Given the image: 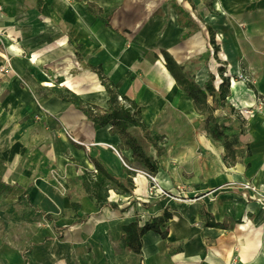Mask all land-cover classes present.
I'll list each match as a JSON object with an SVG mask.
<instances>
[{
    "label": "crops",
    "instance_id": "obj_1",
    "mask_svg": "<svg viewBox=\"0 0 264 264\" xmlns=\"http://www.w3.org/2000/svg\"><path fill=\"white\" fill-rule=\"evenodd\" d=\"M198 34L231 67L222 69L227 109L215 117L263 109L241 141H229V155L166 66L165 52L186 65ZM204 70L203 83L202 70L194 79L202 86L212 72ZM97 71L140 104L157 146L140 128L129 132L157 172L134 160L111 125L97 129L63 99L108 109ZM90 157L132 193L92 198L83 186L85 171L95 172ZM143 171L166 194L149 198ZM242 183L264 193V0H0V264H264V203ZM165 212L166 236L150 230L140 252L130 249L125 228Z\"/></svg>",
    "mask_w": 264,
    "mask_h": 264
},
{
    "label": "trees",
    "instance_id": "obj_2",
    "mask_svg": "<svg viewBox=\"0 0 264 264\" xmlns=\"http://www.w3.org/2000/svg\"><path fill=\"white\" fill-rule=\"evenodd\" d=\"M212 43L214 44V52L217 54L218 48L215 47L216 43L213 41ZM164 55L167 69L175 78L178 86L186 96L193 100L196 111L205 117L206 122L212 124V137L220 141L222 137L225 136V133L219 126L214 113L217 110L225 111L227 109L226 102L230 93V81L224 77V70L220 72L222 82L219 85L216 83V75L210 72L208 81L202 86L186 75L183 71V67L174 60L172 55L167 52H165ZM97 72L109 95L108 109L84 104L74 94L64 97L63 99L71 102L77 109L81 110L88 119L94 123L97 129L111 125L110 133L120 138L122 147L133 151L134 160L145 165V167L149 168L152 172H157L159 168L158 162L145 154L144 149L137 139L129 132L130 127H138L143 131L145 137L153 142L150 128L147 127L142 120V109L140 104L136 100H131L128 97H123V101H120L119 93L106 83L101 71ZM153 144L157 146L156 142H153ZM224 146L229 155V153L232 152V144L226 141ZM89 160L93 163L95 172L91 173L87 170L85 171L83 186L97 202H104L110 190H116L122 194L132 193L134 188L132 183L115 177L98 158L90 157ZM203 214L204 213H202V215ZM170 217L171 215L165 212L164 216L157 218L154 223L143 228H139L136 223L126 227L128 247L136 252H140L141 238L150 230L161 233L163 237L166 236L165 232H161L160 227L164 225L166 220ZM136 243L137 245L135 246Z\"/></svg>",
    "mask_w": 264,
    "mask_h": 264
},
{
    "label": "rangeland",
    "instance_id": "obj_3",
    "mask_svg": "<svg viewBox=\"0 0 264 264\" xmlns=\"http://www.w3.org/2000/svg\"><path fill=\"white\" fill-rule=\"evenodd\" d=\"M205 40H206L205 47L207 49L206 55L191 57L188 63L182 66L183 71L186 73V75L189 78L195 79L197 74L201 70L208 69V74L210 71L216 74V83L217 85H219V83H221L220 81L221 77L219 76L221 70L225 69V72H226L225 76H227L229 75L231 71V67L221 66V64L218 61H216L215 55H214V46L212 45V43L209 41L207 37L205 38ZM237 74H238V77L240 74H242L243 76L249 77V79H252V80L254 79L253 77H250L248 74H246L243 71L238 72ZM247 83H249V85H253V83H250V82H247ZM261 102H263V100ZM260 107L261 105L259 106L258 109L245 110L243 111L244 113H242V111H239V110L233 111V112L230 111L229 112L230 114L228 113V115H232L231 119L233 120V122H228V120L230 119H227V117L224 116L225 113L219 112V114L217 115V122L219 123V126L224 130L225 136H223L222 139L216 144L224 145L226 141H232V143L241 141L243 137L245 136L244 129L247 126V122H250V120H252L253 117L259 114L261 110H263ZM227 122H228V126H226ZM205 123H206L207 131L210 137H212L213 135L211 133V130L213 126L209 122H205ZM5 196H6V193L4 191H0V211H2L3 208L6 207V205L4 204Z\"/></svg>",
    "mask_w": 264,
    "mask_h": 264
},
{
    "label": "built area",
    "instance_id": "obj_4",
    "mask_svg": "<svg viewBox=\"0 0 264 264\" xmlns=\"http://www.w3.org/2000/svg\"><path fill=\"white\" fill-rule=\"evenodd\" d=\"M239 77L241 78L242 82L244 83H247L250 81L249 77L247 76H243L242 74L239 75ZM119 100L120 101H123L122 97H119ZM242 113H244L242 111ZM70 137L72 138V140H74L76 143L78 144H81V145H84L86 146L82 141H78L77 139H75L74 137H72L70 135ZM88 151L90 150V148L88 146H86ZM127 165V164H126ZM142 174H144L148 179H150V181L152 182V185L150 186V189H149V195L148 197L149 198H152L153 196H155L156 194H160V195H164L166 194L163 190H160L158 189L157 190V186H156V178L151 174V173H148L146 171H143ZM242 188L246 189V190H251L253 191L254 193H257L258 194V201L260 202H263L264 203V193H261L260 190L255 187L254 185L252 184H249V183H242L240 185Z\"/></svg>",
    "mask_w": 264,
    "mask_h": 264
},
{
    "label": "bare ground",
    "instance_id": "obj_5",
    "mask_svg": "<svg viewBox=\"0 0 264 264\" xmlns=\"http://www.w3.org/2000/svg\"><path fill=\"white\" fill-rule=\"evenodd\" d=\"M185 51L189 54V56L206 54L205 40L199 34L192 37L187 41ZM172 52L175 54L176 58L182 62V56L175 51ZM207 76V72L203 69L198 74V81L203 83L207 79Z\"/></svg>",
    "mask_w": 264,
    "mask_h": 264
}]
</instances>
